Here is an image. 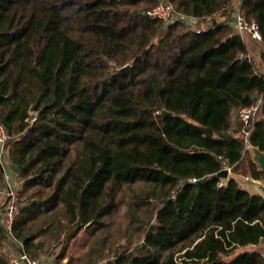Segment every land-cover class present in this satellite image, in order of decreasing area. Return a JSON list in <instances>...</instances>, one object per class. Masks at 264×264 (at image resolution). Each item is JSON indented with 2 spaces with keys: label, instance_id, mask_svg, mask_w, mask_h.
<instances>
[{
  "label": "trees",
  "instance_id": "obj_1",
  "mask_svg": "<svg viewBox=\"0 0 264 264\" xmlns=\"http://www.w3.org/2000/svg\"><path fill=\"white\" fill-rule=\"evenodd\" d=\"M236 11L264 43V0H0V191L7 168L20 192L0 264L11 244L60 260L89 226L83 264H264V198L218 176L226 158L264 180V71Z\"/></svg>",
  "mask_w": 264,
  "mask_h": 264
},
{
  "label": "built area",
  "instance_id": "obj_2",
  "mask_svg": "<svg viewBox=\"0 0 264 264\" xmlns=\"http://www.w3.org/2000/svg\"><path fill=\"white\" fill-rule=\"evenodd\" d=\"M149 16L158 17L165 21H173L175 19H184L191 20L186 17L184 14L176 13L174 6L170 3L163 4L162 6L149 10L147 12ZM233 25L237 32L239 33H249L256 37L257 39L262 40V35L259 29V26L250 21L244 14L240 11H236L233 18ZM263 105L262 98L256 99V101L250 105L242 106L236 109L233 112L234 119H240L248 121L250 119H255ZM9 135L6 131L3 124L0 123V153L2 155V159H5L4 155L6 153V144L8 141ZM252 145L248 142L247 148L251 149ZM4 160H2L3 162ZM6 169V178H7V186L3 190L4 200L0 204V209L2 211L1 222L4 225L7 233L13 238L14 236V225L17 219V216L20 213V192L18 186V178L17 173ZM223 169H227L230 174L233 170L232 165L225 158L223 159ZM228 179V178H226ZM196 180V179H192ZM220 184H225L222 181ZM23 248V244H20ZM8 264H51L48 260L43 257H32L28 252L23 249H19L17 252L11 253L8 256Z\"/></svg>",
  "mask_w": 264,
  "mask_h": 264
},
{
  "label": "rangeland",
  "instance_id": "obj_3",
  "mask_svg": "<svg viewBox=\"0 0 264 264\" xmlns=\"http://www.w3.org/2000/svg\"><path fill=\"white\" fill-rule=\"evenodd\" d=\"M234 2H235V5H236V3H237L236 0H234ZM163 4L164 3H160L155 8H158V7L162 6ZM155 8H153V9H155ZM166 22H170V21H166ZM241 34L243 35V37L246 40L247 44L250 45V47L252 48V50H250V55L252 57H254L256 60L258 59L257 60V63L259 61V64L258 65L264 71V69L262 67V63H261V61L259 59V53H260L261 50L264 49V43H263V41L260 40V39H257L253 35H251L249 33H246V32H243ZM257 117H259V116H257ZM0 156L2 158L1 153H0ZM230 175L233 176V177H235L240 182V184L243 187H248V184H247V180L246 179L247 178H250L251 177L250 175H243V174H240V173H236V172H233V170H232V172H231ZM251 178H253V177H251ZM224 179H226V178H224ZM260 181H264V180H260ZM3 200H4V195L1 196L0 203H2ZM115 215L117 216V218H120L122 216L121 212H117ZM89 227H86L85 229H83L80 232L79 236L72 242V245H71V248H70L71 249V253L75 256V258H77L76 259L77 261H75L74 263L77 262V264H83L82 259L84 257L85 252L87 251L88 243L91 240ZM51 241L53 242L54 240L53 239H50L49 242H51ZM122 243H125V240H123ZM11 245L12 246H9V248H8L9 255L11 253L17 252L19 250L17 248L18 245L17 246L16 245L13 246V244H11ZM250 249H257V250H259V251H261V252L264 253V243H262L260 245H257V246H254V247H250ZM238 252H240V251H238Z\"/></svg>",
  "mask_w": 264,
  "mask_h": 264
},
{
  "label": "water",
  "instance_id": "obj_4",
  "mask_svg": "<svg viewBox=\"0 0 264 264\" xmlns=\"http://www.w3.org/2000/svg\"><path fill=\"white\" fill-rule=\"evenodd\" d=\"M259 59L262 63V67L264 69V49L260 51ZM128 66L129 65H127L126 67H128ZM32 110H33V108H32ZM165 114L171 115L172 112L165 111ZM251 154H252L253 160L258 164V166L262 170H264V151L261 150L259 147L252 145ZM218 176H220L222 178H228V179L231 177L230 172L227 169H223L218 174ZM246 180H247L248 187H244V188L251 191L252 193H255V194L261 196L262 198H264V181H260V180H257V179L251 178V177L247 178Z\"/></svg>",
  "mask_w": 264,
  "mask_h": 264
},
{
  "label": "crops",
  "instance_id": "obj_5",
  "mask_svg": "<svg viewBox=\"0 0 264 264\" xmlns=\"http://www.w3.org/2000/svg\"><path fill=\"white\" fill-rule=\"evenodd\" d=\"M236 5H238V0H236ZM234 4H235V2H234ZM234 8V7H233ZM233 11V10H232ZM249 46V49L250 50H252V48L250 47V45H248ZM253 54V53H252ZM255 55V54H254ZM258 60V59H257ZM258 64H259V61H258ZM3 191L1 192L0 191V196H3ZM1 217H2V211H1V209H0V219H1ZM42 241L44 242L45 241V243H44V245H43V249H45V250H48V248L51 246V245H53L52 243V241L51 242H49V241H47V240H44V238L42 239ZM21 244V243H20ZM71 245H72V243H71ZM71 245L69 246V248H68V250H67V252H66V254L62 257V259H60V260H56L57 258H55V255H51L49 252H47V254L46 255H48L49 257L47 258V260L51 263V264H77V262L76 263H74L75 261H77L76 259L77 258H75V256L71 253ZM59 253V251H57L56 252V254H58ZM44 254V253H43ZM43 258H44V256H43Z\"/></svg>",
  "mask_w": 264,
  "mask_h": 264
}]
</instances>
